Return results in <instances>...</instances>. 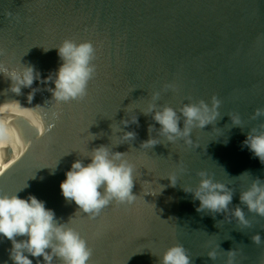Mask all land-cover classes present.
<instances>
[{
  "label": "water",
  "instance_id": "obj_1",
  "mask_svg": "<svg viewBox=\"0 0 264 264\" xmlns=\"http://www.w3.org/2000/svg\"><path fill=\"white\" fill-rule=\"evenodd\" d=\"M66 38L91 40L96 48V73L83 99L58 104L48 91L52 82L11 91L8 74L22 65H34L43 77L55 73L62 63L55 47ZM0 66L6 69L0 73V193L27 184L22 198L34 194L61 222L71 218L69 226L92 249L88 264H160L175 244L185 246L192 264H264V216L245 208V227L231 212L197 211L199 200L183 190L195 188L206 170L235 191V207L252 179H264V164L242 147L250 130H264V0H0ZM153 92L160 93L159 105L178 111L216 96L221 116L194 128L192 145L159 137L161 143L144 148L149 125H155L152 136L160 127L142 111ZM9 101L27 108L2 107ZM133 112L138 124L124 125ZM235 114L241 126L231 125ZM112 125L122 129L116 136L135 131V138L122 142ZM100 145L135 165L137 197L131 204L114 200L92 218L64 198L60 184L75 160L89 163L85 155ZM246 171L251 175L240 176ZM11 248V240L0 238V264H14Z\"/></svg>",
  "mask_w": 264,
  "mask_h": 264
},
{
  "label": "clouds",
  "instance_id": "obj_2",
  "mask_svg": "<svg viewBox=\"0 0 264 264\" xmlns=\"http://www.w3.org/2000/svg\"><path fill=\"white\" fill-rule=\"evenodd\" d=\"M43 48L45 52L51 49ZM55 48L62 61L55 73L43 77L34 65H22L20 69L8 74L13 81L11 91L20 94L22 87L31 88L35 81L45 85L52 82L55 87L49 86L48 91L52 93V98L58 104L83 99L87 95L89 82L96 73V65L93 63L96 54L95 45L91 40L78 42L66 38ZM5 71L6 69L0 66V73ZM37 90L34 88L29 93V103ZM159 97V92H153L151 100L142 110L145 115L151 114L153 120L160 125L157 136L151 135L155 125H149L150 135L142 144L144 148L161 143L159 137L172 144L177 140H183L186 144L192 145L193 129H203L208 124H214L221 116L219 110L221 101L216 96L212 97L211 104L202 99L198 103H185L179 111L170 105H159L157 103ZM2 107L13 110L27 108L22 107L18 101L5 102ZM127 111L131 112V109L128 107ZM260 111L257 110V114H260ZM53 115L59 118V113ZM230 117L232 126H241V117L238 114ZM138 122L135 112L131 114L130 119L122 121L124 125L138 124ZM33 123L43 132V126L38 120H33ZM112 128L113 136H116V132L122 131L119 125L115 128L112 125ZM135 136V131H126L123 136L116 137L123 142L134 139ZM92 137L95 139L94 136ZM224 142L227 143L228 139ZM245 146L254 158H259L264 164V130H250L242 142V147ZM85 156L90 157V162L85 164L81 159L75 160L60 184L62 195L67 201H74L80 211L92 218L99 215L114 200L129 204L135 201L137 195L132 191L135 182V165L125 157V153L113 152L109 146L100 145ZM58 162L54 167H46H51L54 173ZM245 174L251 175L246 171L240 176ZM198 175L200 181L195 188L183 187L186 193L193 194L194 200H199L197 211H206L213 216L217 213L226 215L231 212L238 223L245 227L250 224L245 208L248 212L264 216V179L259 177L252 179L251 184L240 192V204L232 207L235 191L228 184L216 180L206 170H201ZM167 178L172 186L177 184L175 174ZM27 186L26 184L13 193H0V238L11 240L10 255L14 264H33V259L30 257L36 258V264H54L57 259L62 261V264H88L92 249L88 246L87 240L69 226L71 218L67 222H61L56 217L55 211L46 207V202L34 194L22 198L19 193ZM17 237L25 238L17 239ZM252 239L256 243L261 241L259 234ZM229 253L233 254V250ZM208 255L214 259L216 253L213 250ZM160 264H192V260L183 244H175L164 252Z\"/></svg>",
  "mask_w": 264,
  "mask_h": 264
}]
</instances>
